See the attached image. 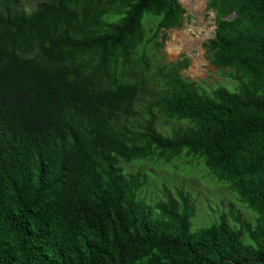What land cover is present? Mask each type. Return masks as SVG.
I'll return each instance as SVG.
<instances>
[{
  "label": "trees",
  "instance_id": "trees-1",
  "mask_svg": "<svg viewBox=\"0 0 264 264\" xmlns=\"http://www.w3.org/2000/svg\"><path fill=\"white\" fill-rule=\"evenodd\" d=\"M24 1L0 0V264H264V0H209L235 83L209 91L160 57L179 0ZM181 156L254 223L191 230L154 173Z\"/></svg>",
  "mask_w": 264,
  "mask_h": 264
},
{
  "label": "rangeland",
  "instance_id": "rangeland-1",
  "mask_svg": "<svg viewBox=\"0 0 264 264\" xmlns=\"http://www.w3.org/2000/svg\"><path fill=\"white\" fill-rule=\"evenodd\" d=\"M39 1L25 0L24 3L29 9L37 5ZM179 2L185 10L182 26L166 32V41L160 57L165 59L166 64L188 59V66L182 70L181 74L194 82H199L200 86L207 91L211 87L232 88L235 83L225 77L227 71L215 69L206 60L203 45L214 36L216 17V13L208 9L209 0H202L198 9L194 8L197 4L196 0H179ZM183 36L191 41L189 45L185 44ZM203 36L206 38H202ZM158 123L160 124V121ZM182 157L180 158L182 160L176 161L175 164L183 162ZM172 167L173 165L164 166L163 169H156L154 173L164 178L167 186L170 185L167 180H174L175 184L170 186L182 187L190 191L196 204L195 216L191 220V230H199L214 223L222 210L229 215L228 222L231 220L229 217L232 210L234 215H240L243 219L254 223L255 215L244 205L235 203L229 197V192L227 193L223 188V183L211 176L203 163L200 167H193L192 164L181 167L180 164L177 171L185 175L173 173ZM230 195L234 198L232 194Z\"/></svg>",
  "mask_w": 264,
  "mask_h": 264
},
{
  "label": "bare ground",
  "instance_id": "bare-ground-1",
  "mask_svg": "<svg viewBox=\"0 0 264 264\" xmlns=\"http://www.w3.org/2000/svg\"><path fill=\"white\" fill-rule=\"evenodd\" d=\"M196 3L197 4L195 5L194 8L198 9L199 6L202 4V0H196ZM183 38H185V36H183ZM202 38H206V36H203ZM183 40H185V44H188L189 45V43H191V41H189V39L187 40V38H185Z\"/></svg>",
  "mask_w": 264,
  "mask_h": 264
},
{
  "label": "water",
  "instance_id": "water-1",
  "mask_svg": "<svg viewBox=\"0 0 264 264\" xmlns=\"http://www.w3.org/2000/svg\"><path fill=\"white\" fill-rule=\"evenodd\" d=\"M234 14H232V16H233ZM229 19V18H228ZM215 20H216V17H215Z\"/></svg>",
  "mask_w": 264,
  "mask_h": 264
}]
</instances>
